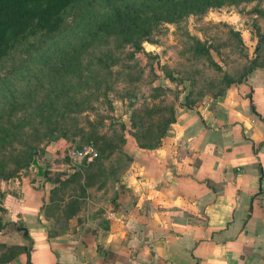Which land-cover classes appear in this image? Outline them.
Instances as JSON below:
<instances>
[{
    "label": "rangeland",
    "instance_id": "1",
    "mask_svg": "<svg viewBox=\"0 0 264 264\" xmlns=\"http://www.w3.org/2000/svg\"><path fill=\"white\" fill-rule=\"evenodd\" d=\"M259 66L264 0L70 5L58 30L20 42L0 62V202L15 183L28 185L15 198L45 202L42 215L64 225L74 206L113 194L93 187L126 165L128 132L151 141L176 101L194 105ZM87 145L96 156L73 157ZM4 212L0 205V231L20 232ZM18 252L0 243V264Z\"/></svg>",
    "mask_w": 264,
    "mask_h": 264
},
{
    "label": "crops",
    "instance_id": "2",
    "mask_svg": "<svg viewBox=\"0 0 264 264\" xmlns=\"http://www.w3.org/2000/svg\"><path fill=\"white\" fill-rule=\"evenodd\" d=\"M242 75L176 101L151 141L128 132L126 165L93 187L113 194L74 206L64 225L45 202L17 200L32 187L15 183L0 205L23 233L2 227L19 252L1 264H264V66Z\"/></svg>",
    "mask_w": 264,
    "mask_h": 264
},
{
    "label": "trees",
    "instance_id": "3",
    "mask_svg": "<svg viewBox=\"0 0 264 264\" xmlns=\"http://www.w3.org/2000/svg\"><path fill=\"white\" fill-rule=\"evenodd\" d=\"M82 0H0V62L20 42L58 30L65 10Z\"/></svg>",
    "mask_w": 264,
    "mask_h": 264
},
{
    "label": "built area",
    "instance_id": "4",
    "mask_svg": "<svg viewBox=\"0 0 264 264\" xmlns=\"http://www.w3.org/2000/svg\"><path fill=\"white\" fill-rule=\"evenodd\" d=\"M74 158H84V157H93L97 155L96 150L92 145H87V147H84L82 149H78L74 151L73 153Z\"/></svg>",
    "mask_w": 264,
    "mask_h": 264
}]
</instances>
